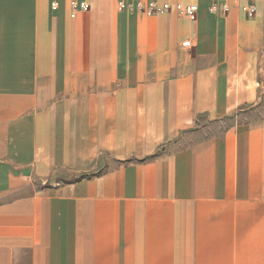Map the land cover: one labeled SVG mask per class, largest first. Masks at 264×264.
Wrapping results in <instances>:
<instances>
[{
    "label": "rangeland",
    "instance_id": "374dc122",
    "mask_svg": "<svg viewBox=\"0 0 264 264\" xmlns=\"http://www.w3.org/2000/svg\"><path fill=\"white\" fill-rule=\"evenodd\" d=\"M49 1L28 0L35 27L74 22ZM113 7L133 38L148 14ZM132 97L51 95L0 138V264H264V94L155 142L132 138ZM84 98L53 134L36 119Z\"/></svg>",
    "mask_w": 264,
    "mask_h": 264
},
{
    "label": "crops",
    "instance_id": "0c3cea01",
    "mask_svg": "<svg viewBox=\"0 0 264 264\" xmlns=\"http://www.w3.org/2000/svg\"><path fill=\"white\" fill-rule=\"evenodd\" d=\"M58 1L74 20L69 26L35 27L28 0H0V138H18L19 129L38 126L32 112L51 95H136L132 138L155 142L189 126L199 113L219 116L264 94V0H256L253 17L235 3L215 15L208 11L212 0H182L198 5L193 18L140 15L133 38L124 34L128 20L114 9L116 0H88L89 9L75 18L67 0ZM85 98L58 101L36 119L53 134L63 119L60 110L86 107ZM68 117L80 119L77 112ZM8 128L14 134L3 135ZM77 137L65 138L87 141ZM12 184L0 177V191Z\"/></svg>",
    "mask_w": 264,
    "mask_h": 264
},
{
    "label": "built area",
    "instance_id": "2783aa9c",
    "mask_svg": "<svg viewBox=\"0 0 264 264\" xmlns=\"http://www.w3.org/2000/svg\"><path fill=\"white\" fill-rule=\"evenodd\" d=\"M69 16L75 18L79 12L87 11L90 7L88 0H67ZM212 0L208 5V11L215 15H225L229 12L232 4L239 5L242 12L253 17L256 13V0ZM119 9L127 11H138L149 15H164L175 12L185 18H193L198 5L195 2H184L182 0H116ZM50 6L57 8L58 0H51ZM187 42H181L186 46Z\"/></svg>",
    "mask_w": 264,
    "mask_h": 264
}]
</instances>
